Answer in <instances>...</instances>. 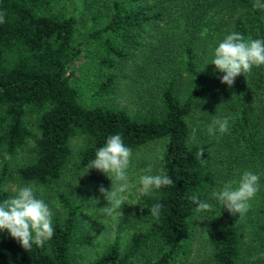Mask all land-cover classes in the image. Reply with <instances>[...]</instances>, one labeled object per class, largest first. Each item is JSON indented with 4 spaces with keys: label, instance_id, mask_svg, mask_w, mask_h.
<instances>
[{
    "label": "trees",
    "instance_id": "trees-1",
    "mask_svg": "<svg viewBox=\"0 0 264 264\" xmlns=\"http://www.w3.org/2000/svg\"><path fill=\"white\" fill-rule=\"evenodd\" d=\"M254 2L98 0L92 11L83 13L80 4L95 2L0 0L4 17L0 23V159L13 157L28 139L33 141L28 161L12 169L7 161L0 165V202L10 198L4 187L7 181L56 185L68 167L72 138L84 142L76 158L80 170L88 169L110 135L119 133L132 151L165 138L156 174L163 170L173 184L144 198L147 225L136 238L122 250L115 234L90 264H135V258L140 264H185L198 218L207 212H196L191 197L198 195L211 203L208 191L215 183L200 129L207 130L204 118L230 116L229 132L214 135L221 144L236 143L247 159L264 162V66L237 76L229 87L220 82L223 74L215 71L209 58L218 39L222 42L234 31L264 40V8H254ZM222 4L228 13L235 11V17L210 20L215 25L210 30L207 18L221 11ZM85 14L89 26L76 40L78 22ZM171 21L178 33H165L162 44L154 46L141 36L144 28ZM226 26L229 30L223 32ZM142 54L136 77L146 84L149 101H156H148L145 110L131 115L106 100L127 77L126 63ZM81 56L89 73L76 78L82 72L75 66ZM209 60L211 72L204 74ZM193 128L198 141L190 143ZM200 148L204 149L201 157ZM54 198L58 211L52 215V238L26 250L7 231H0V264H76L75 254L83 243L82 205L67 191L57 190ZM157 203L162 205L158 219L149 211ZM207 235L209 257L194 264H258L247 258L242 227L233 220L213 221Z\"/></svg>",
    "mask_w": 264,
    "mask_h": 264
},
{
    "label": "rangeland",
    "instance_id": "rangeland-1",
    "mask_svg": "<svg viewBox=\"0 0 264 264\" xmlns=\"http://www.w3.org/2000/svg\"><path fill=\"white\" fill-rule=\"evenodd\" d=\"M60 1L62 3L64 2V0ZM92 1L95 3L88 4L87 6H89V8L84 4H80L83 13H89L93 10L92 8L98 5V0ZM148 2L158 4L160 0H148ZM221 6V11L217 9L213 15L211 14L212 17L207 18L210 30L215 29V25L210 23V20L215 21L220 17H222V19L224 17H235V11L228 13L226 5L222 4ZM223 9L226 10V13ZM172 22L173 21L169 23L158 22L159 27H157V25L152 28H144L141 32V36H143L146 41H150V44L154 46L162 44V40L166 36L165 33L169 36H176V33H178V29L171 26ZM88 26L89 19H87L85 14L82 20L78 22L77 31L75 33L76 40L81 38ZM228 27L226 26L224 29L221 28V30L225 32V30H229ZM218 43H220L219 39L216 44ZM143 54L138 55L133 61L126 63L124 70L126 71L127 77L120 80L115 93L106 100L109 104L125 107L131 115L145 110L147 102L149 101V96L145 89L146 84L143 85L142 77H136L135 73V68L140 66L143 62ZM209 58L212 60L213 57ZM211 60H209V62L207 61L208 63L203 67L204 74H209L211 72ZM84 61V56H81L78 61L75 62L76 67L80 66L82 68L81 74L76 73V78H80V76L85 78L89 73H86L85 68L87 66H85L86 63ZM132 79H137V81L134 83ZM185 82L186 81H183L180 84L181 88L185 85ZM183 93V90L179 92L180 95ZM151 99L156 101L155 98ZM204 120L206 121L205 129H208L213 119L212 117H205ZM200 121L201 119L196 122L199 123ZM200 129L203 132L202 137L206 144V151L209 153L212 170L215 174V183L208 191V197L212 204V208L198 218L196 224V238L193 240L185 264L207 261L211 250L210 240L207 235L209 224L213 221L227 222L230 220H233L234 223L236 222L242 227L245 243L244 247L249 250V254H246L247 258H253L258 264H264V162H253L247 159L239 146L233 141H227L226 144H221L219 136L209 135L207 130L204 132L203 127ZM165 141V138H159L132 151L128 174L130 182L136 184L137 187L125 194L127 198L121 210H117V212L110 217H105L98 209L106 207L107 201L99 193L98 189L101 185H103L105 189H109L111 181L103 173L95 169H76L77 153L84 146V142L81 137L70 139L71 157L68 167L63 172L56 185L52 187L37 186L39 190L36 192V197L42 199L48 205L52 214L58 211L54 198L57 190L67 191L68 194L79 199L82 205L79 231L83 234V243L76 251V264H90L96 255L112 241L115 234L118 235L120 249L123 250L128 243L146 228L147 215L143 207V200L146 196L140 195L138 191V180L141 175L156 174L158 172L159 158L162 154ZM195 141L197 142L198 139H195ZM32 147L33 141L32 139H28L24 146L13 157L8 158L4 155V157L0 159V165L2 162L7 161L9 169H12L16 165L25 163L31 156L30 152ZM149 167L152 169L151 173L146 171ZM245 170L260 175L261 187L255 198L250 202L251 206L246 214L243 216L239 214L232 215L222 208V205L217 200L211 198V193L214 190L222 188L225 182L238 178ZM24 185L27 184L7 181L4 187L11 198L15 194V190ZM94 199H98V203H96ZM143 255H147L146 251H143ZM133 261L135 264H140L137 258L133 259Z\"/></svg>",
    "mask_w": 264,
    "mask_h": 264
},
{
    "label": "clouds",
    "instance_id": "clouds-1",
    "mask_svg": "<svg viewBox=\"0 0 264 264\" xmlns=\"http://www.w3.org/2000/svg\"><path fill=\"white\" fill-rule=\"evenodd\" d=\"M254 8H264L261 0H255ZM0 23H4L3 15H0ZM211 65L215 71L222 73L220 82L231 87L237 76L250 73L253 68L264 66V40L246 38L239 32L228 34L218 44L213 53ZM230 116L223 119L213 118L208 126V134L221 135L229 132ZM196 129H192L190 143L195 141ZM204 149L197 151L202 156ZM132 149L127 147L122 136L117 133L110 135L104 146L97 149L95 158L88 164V169H95L103 173L110 181V188L99 186V193L107 201V206L99 208V212L105 216H112L117 210H121L127 198L126 193L137 185L130 182L128 168L131 162ZM152 172L149 167L146 170ZM173 184L172 179L161 170L158 174L141 175L138 180V191L141 196H150L154 191ZM260 175L245 170L236 179L225 182L222 188L214 190L211 198L217 200L222 208L230 214H246L251 206L250 202L260 190ZM39 189L34 184L20 186L15 194L0 202V231L7 233L20 246L30 250L33 244L43 246L54 235L52 211L48 205L36 197ZM196 204V212L210 211L212 204L200 200L198 195L191 197ZM98 203V199H94ZM162 205L159 203L149 210L153 218L158 219ZM121 213V211H120Z\"/></svg>",
    "mask_w": 264,
    "mask_h": 264
}]
</instances>
